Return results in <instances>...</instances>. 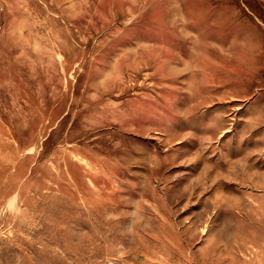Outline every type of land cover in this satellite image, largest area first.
Segmentation results:
<instances>
[{
    "label": "rangeland",
    "instance_id": "rangeland-1",
    "mask_svg": "<svg viewBox=\"0 0 264 264\" xmlns=\"http://www.w3.org/2000/svg\"><path fill=\"white\" fill-rule=\"evenodd\" d=\"M0 264H264V0H0Z\"/></svg>",
    "mask_w": 264,
    "mask_h": 264
}]
</instances>
